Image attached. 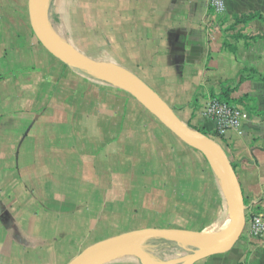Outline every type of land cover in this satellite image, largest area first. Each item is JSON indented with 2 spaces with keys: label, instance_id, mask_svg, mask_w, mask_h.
Instances as JSON below:
<instances>
[{
  "label": "crops",
  "instance_id": "obj_1",
  "mask_svg": "<svg viewBox=\"0 0 264 264\" xmlns=\"http://www.w3.org/2000/svg\"><path fill=\"white\" fill-rule=\"evenodd\" d=\"M29 5L0 0V264H68L97 242L155 229L212 235L227 205L210 153L119 85L55 59ZM50 5L48 23L70 50L133 73L187 128L219 142L245 212H264V0H227L221 15L208 0ZM252 14L261 19L236 21ZM223 88L247 120L220 135L202 112ZM245 228L230 251L194 264H264V238ZM159 241L145 254L153 264H182L194 250ZM96 264L141 263L114 252Z\"/></svg>",
  "mask_w": 264,
  "mask_h": 264
},
{
  "label": "water",
  "instance_id": "obj_2",
  "mask_svg": "<svg viewBox=\"0 0 264 264\" xmlns=\"http://www.w3.org/2000/svg\"><path fill=\"white\" fill-rule=\"evenodd\" d=\"M29 13L37 39L55 59L67 67L96 75L105 81L119 85L183 143L213 154L227 182L229 205L233 213L232 225L222 235H201L158 229L133 235H120L89 246L68 264H96L103 257L114 252L129 253L141 264H153L145 254L134 247L147 240H164L193 247L190 257L182 264H194L205 258L230 251L244 231L246 218L239 182L222 146L213 139L194 133L187 128L172 109L133 73L112 69L57 43L49 32L46 8L42 0H30Z\"/></svg>",
  "mask_w": 264,
  "mask_h": 264
},
{
  "label": "built area",
  "instance_id": "obj_3",
  "mask_svg": "<svg viewBox=\"0 0 264 264\" xmlns=\"http://www.w3.org/2000/svg\"><path fill=\"white\" fill-rule=\"evenodd\" d=\"M227 0H208L209 8L214 15L224 13ZM203 115L212 121L218 134L236 129L242 122L247 120V114L238 106L228 103L217 95L209 96L203 109ZM249 219L246 223L249 235L254 238H264V212H248Z\"/></svg>",
  "mask_w": 264,
  "mask_h": 264
},
{
  "label": "bare ground",
  "instance_id": "obj_4",
  "mask_svg": "<svg viewBox=\"0 0 264 264\" xmlns=\"http://www.w3.org/2000/svg\"><path fill=\"white\" fill-rule=\"evenodd\" d=\"M42 1H43V4H44L45 8H47L48 0H42ZM47 26H48L49 32H50L51 36L54 38V40L57 43H59L61 46H63L64 48L69 49L68 46H67V44L65 43L63 37L60 36V33L56 29V27L53 24H51L50 22L47 24ZM210 155H211V158H212V161H213L215 167L219 170L218 173L220 174L221 173V170L218 167V164H217V162L215 160L214 155L211 154V153H210ZM220 178H221V184H222V193L224 195L226 205H229V191H228V186H227V182H226V180H225V178H224V176H223L222 173L220 174ZM229 209H230V212H228L223 219H221V220L219 219L218 223L214 227H211L208 230V232L210 234H221L222 235V234L226 233L229 230V228L231 227L232 222H233V213L231 211L230 205H229Z\"/></svg>",
  "mask_w": 264,
  "mask_h": 264
},
{
  "label": "rangeland",
  "instance_id": "obj_5",
  "mask_svg": "<svg viewBox=\"0 0 264 264\" xmlns=\"http://www.w3.org/2000/svg\"><path fill=\"white\" fill-rule=\"evenodd\" d=\"M46 14H47V17L49 18V20H51L52 22H55V14L56 13H55V10L53 9V7L50 5V0H48V5H47V8H46ZM211 160H212V158H211ZM228 212H230L229 205H227V213ZM249 216L250 215L248 214V212H245V218H247V220L249 219ZM246 232H247V227L245 228L244 235L246 234ZM159 243H161L159 240H147V241H143V242L138 243L134 247L138 251H140V252H142V253H144L146 255L147 254H151V256L154 257V253L153 252L155 251V249L157 248V245Z\"/></svg>",
  "mask_w": 264,
  "mask_h": 264
},
{
  "label": "trees",
  "instance_id": "obj_6",
  "mask_svg": "<svg viewBox=\"0 0 264 264\" xmlns=\"http://www.w3.org/2000/svg\"><path fill=\"white\" fill-rule=\"evenodd\" d=\"M253 18H260L261 19L260 15H258V14H252V15H249V16L240 17L236 21L237 22H246V21H249V20H251ZM219 97L222 100L226 101V102H231V99L229 98L228 93H227L226 89H224V88L221 90V93H220ZM191 131H193L194 133H197V134L199 133V134H201L203 136H206V133H204L202 131H195V130H191ZM215 142H217V141H215ZM217 143L220 144L219 142H217ZM225 153H226V151H225ZM226 155H227V153H226ZM227 157H228V155H227ZM231 165H232V163H231ZM232 168L234 170V165H232Z\"/></svg>",
  "mask_w": 264,
  "mask_h": 264
}]
</instances>
